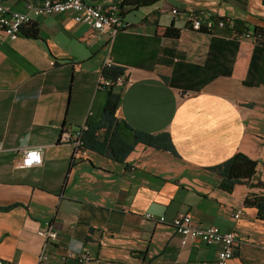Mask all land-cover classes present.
Here are the masks:
<instances>
[{"label":"crops","instance_id":"crops-1","mask_svg":"<svg viewBox=\"0 0 264 264\" xmlns=\"http://www.w3.org/2000/svg\"><path fill=\"white\" fill-rule=\"evenodd\" d=\"M27 2L4 0L21 12ZM172 8L206 10L239 29L264 26L262 0H157L123 8L129 25L112 39L67 12L35 17V39L0 30V259L36 264L37 230L48 221L57 237L47 264H216L215 246H182L151 213L235 229L230 264H264V46L224 28L191 30ZM169 26L177 37L165 34ZM107 53L131 78L115 87L117 116L169 133L177 155L139 142L117 162L89 149L74 155L60 140L64 126L100 121L106 90L95 83ZM27 148L41 149V164L20 166ZM237 153L247 161L232 168L227 191L209 167ZM84 250L91 261L70 256Z\"/></svg>","mask_w":264,"mask_h":264},{"label":"built area","instance_id":"built-area-1","mask_svg":"<svg viewBox=\"0 0 264 264\" xmlns=\"http://www.w3.org/2000/svg\"><path fill=\"white\" fill-rule=\"evenodd\" d=\"M63 12L70 13L75 22L86 25L98 33L107 34L109 39H112L119 30L129 25L123 19V9L120 8V5L115 0L107 6L88 4L84 0H28L25 5V10L22 12L9 9L5 6L4 0H0V30L6 37L13 40L20 36V26L33 21L35 17ZM170 13L185 19L191 30L201 31L202 28H205V30L210 32L215 27H219L228 30L230 33L229 37L236 36L234 32L235 23L232 19L222 20L213 18L206 10L194 11L172 8ZM239 37L254 41L251 30L243 32ZM50 64L52 65L53 61ZM112 65L113 62L107 53L100 64L99 74L95 83L97 90H106L110 85L118 88L124 83L131 81V78H125L124 73L118 76L114 82L105 78L102 70ZM82 128H85V125L76 129L64 126L60 132V140L71 145L74 155L84 151L82 150V140L80 137ZM41 161L40 148H27L22 152L20 166L30 168L41 164ZM145 217L153 222L169 223L173 226L176 234L179 235L182 246L193 241L200 242L206 246H215L217 248L216 264H230L239 245L235 229L221 232L217 226H201L194 222L192 217L187 214L176 215L169 221L164 216L157 217L151 213H146ZM232 217L237 219L239 217V211L237 210L233 213ZM37 235L43 239V245L37 256L36 264H47L46 245L56 239L57 232L50 222L47 221L37 230ZM70 256L83 262H89L93 259L92 254L88 250L70 253ZM0 264L18 263L0 259Z\"/></svg>","mask_w":264,"mask_h":264},{"label":"trees","instance_id":"trees-1","mask_svg":"<svg viewBox=\"0 0 264 264\" xmlns=\"http://www.w3.org/2000/svg\"><path fill=\"white\" fill-rule=\"evenodd\" d=\"M120 5V8L125 7H145L155 3L157 0H115ZM264 4V0H262ZM183 10V9H181ZM213 18H218L214 17ZM226 20L224 18H218ZM234 32L236 36H241L247 29H239L238 23L235 22ZM201 31L209 32L202 28ZM253 32L254 43L264 46V26H255ZM19 34L22 37L38 38V27L35 22L30 21L23 24L19 28ZM165 34L172 37H177V30L173 26L165 29ZM124 73V69L120 66L112 65L104 68L102 74L105 78L114 82L118 76ZM121 100V91L110 85L106 88V99L103 106L102 116L98 123L87 124L81 129L82 150H93L96 153L105 155L110 159L123 162L128 153L133 149L136 143H144L146 145L168 151L173 155H177L171 137L167 132L148 133L133 129L122 118L116 114L119 102ZM82 127V126H81ZM247 161V158L237 153L225 161L216 165L210 166L209 169L223 177L220 187L227 191L233 189V182L229 179L233 172V167L242 165Z\"/></svg>","mask_w":264,"mask_h":264},{"label":"rangeland","instance_id":"rangeland-1","mask_svg":"<svg viewBox=\"0 0 264 264\" xmlns=\"http://www.w3.org/2000/svg\"><path fill=\"white\" fill-rule=\"evenodd\" d=\"M123 13H125V11H124V10H123ZM127 18H128V19L134 18V15H133V13L129 14Z\"/></svg>","mask_w":264,"mask_h":264},{"label":"clouds","instance_id":"clouds-1","mask_svg":"<svg viewBox=\"0 0 264 264\" xmlns=\"http://www.w3.org/2000/svg\"><path fill=\"white\" fill-rule=\"evenodd\" d=\"M76 246L78 247V244Z\"/></svg>","mask_w":264,"mask_h":264}]
</instances>
